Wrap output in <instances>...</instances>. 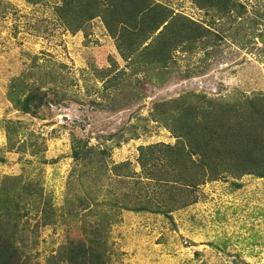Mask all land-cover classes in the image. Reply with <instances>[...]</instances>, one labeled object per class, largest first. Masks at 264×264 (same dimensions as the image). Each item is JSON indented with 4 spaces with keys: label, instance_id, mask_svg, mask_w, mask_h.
I'll return each instance as SVG.
<instances>
[{
    "label": "rangeland",
    "instance_id": "374dc122",
    "mask_svg": "<svg viewBox=\"0 0 264 264\" xmlns=\"http://www.w3.org/2000/svg\"><path fill=\"white\" fill-rule=\"evenodd\" d=\"M251 102L260 147L264 0H0V242L19 264H264L261 166L211 162L262 160Z\"/></svg>",
    "mask_w": 264,
    "mask_h": 264
},
{
    "label": "trees",
    "instance_id": "16d2710c",
    "mask_svg": "<svg viewBox=\"0 0 264 264\" xmlns=\"http://www.w3.org/2000/svg\"><path fill=\"white\" fill-rule=\"evenodd\" d=\"M109 3H111L112 5H117V6H122L124 0H108ZM116 8V7H115ZM152 22L149 24V27L155 24L156 21H154L152 19ZM148 28V27H147ZM261 111V109L258 107V105L254 102H251L250 104H245L240 110L239 113L241 114V116L239 117L240 120L238 121L239 123H241L240 129H238L237 131V135L241 137V139H244L247 141L251 139V135H248L249 131L250 133H252V129H256L254 128V124L250 121V117L256 118V116L258 115V113ZM255 123V121H254ZM178 128H180L182 131V133H185V125H182V127H180L179 125H177ZM248 127V130H247ZM177 128V129H178ZM211 129V128H210ZM210 131V130H209ZM186 132H189V130ZM197 138H193V140L195 141L194 143H196ZM191 141V139H189ZM251 141V140H250ZM193 142V141H191ZM246 147L243 149L245 151H248L249 153H251V151H259L260 152V161H247V160H239V161H224V162H218V161H211L213 168H212V172L216 173L219 170H221V168L226 169L227 171L230 172H243L246 169H251L255 163H259V165L261 166L262 170L257 171L259 175L264 173V146H260L257 147L254 144L252 145V141L250 143H248L247 145H245ZM232 147V146H231ZM263 147V148H262ZM208 150L205 149L203 151L204 154H208ZM218 153H221L220 150H217ZM224 152H226V154H231L233 152V148L229 149L227 147H224ZM229 154V155H230ZM233 160V159H232ZM247 162V165L244 166V163ZM210 163L207 161V164ZM263 166V167H262ZM15 240H11V241H7V240H3L2 242H0V264H16L17 260L14 259V255L16 254V252H18V248L15 246L14 244ZM12 257H13V261H12ZM71 259H73V256L71 257ZM19 264V263H17Z\"/></svg>",
    "mask_w": 264,
    "mask_h": 264
}]
</instances>
